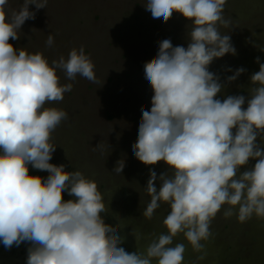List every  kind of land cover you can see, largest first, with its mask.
I'll return each instance as SVG.
<instances>
[{"label":"clouds","instance_id":"1","mask_svg":"<svg viewBox=\"0 0 264 264\" xmlns=\"http://www.w3.org/2000/svg\"><path fill=\"white\" fill-rule=\"evenodd\" d=\"M226 3L147 0L144 6L153 19L167 23L178 12L192 27L186 46L162 39L157 55L144 64L153 95L150 108H141L132 151L146 166L162 161L167 168L159 175L149 169L151 200L143 215L151 219L162 202L170 211L163 220L167 231L145 249L130 251L122 246L117 226L101 215L107 208L97 183L79 170L50 163L57 147L52 133L68 113L45 105L62 101L73 88L60 84L57 70L71 81L80 75L97 82L93 62L83 46L51 65L42 53L15 48L10 39L20 38L24 23L34 20L48 0H23L18 9L0 0V244L11 249L28 243L26 264H183L185 244L173 247L174 238L182 233L201 249L222 205L232 206L225 215L235 209L239 222L253 214L264 218V63L256 58L259 71L250 77L247 98H217L224 84L209 70L214 59L237 54L231 36L218 28V22L230 24L223 17ZM53 44L49 34L46 45ZM245 71L237 68L227 82ZM250 160L254 166L240 172ZM29 165L48 176L30 175ZM123 167L124 162L114 170ZM65 192L74 199L64 200Z\"/></svg>","mask_w":264,"mask_h":264},{"label":"rangeland","instance_id":"2","mask_svg":"<svg viewBox=\"0 0 264 264\" xmlns=\"http://www.w3.org/2000/svg\"><path fill=\"white\" fill-rule=\"evenodd\" d=\"M9 2L18 9L23 0ZM146 3L147 0H48L47 7L39 11L34 5L29 6L36 11L35 19L24 23L18 40L9 41L28 53H42L50 65L60 56L67 59L73 48L79 50L81 46L93 62L97 82L80 75L71 81L57 70L60 84L71 83L73 88L64 93L62 101L45 105L68 113V119L52 133L51 143L57 147L50 163L63 164L66 171L79 170L97 183L107 208L101 215L105 223L117 226L124 238L122 246L130 251L145 249L152 239L166 232L163 220L170 211L169 205L162 202L151 219L143 215L151 200L146 192L149 169L159 175L167 168L162 161L146 166L132 151L141 108H150L153 95L144 76V64L157 55L162 39L171 38L174 46H186L192 27L191 21L178 12H173L167 23L163 18L153 19L145 10ZM223 17L230 24L224 27L218 22V28L231 36L237 54L214 59L209 66L224 84L217 98H247L253 86L250 77L259 71L256 58L264 63V0H227ZM49 34L54 37L51 47L46 45ZM240 67L246 71L235 81L227 82L226 78ZM123 162L122 172L114 170ZM255 162L250 160L240 172ZM29 174L48 176L46 171L31 165ZM63 199L74 197L65 192ZM230 207L222 205L211 220V235L200 242L201 249H194L182 233L177 234L172 246L185 244L183 264H264V218L253 214L239 222L235 209L231 216L225 215ZM29 246L22 243L6 249L0 244V264H26Z\"/></svg>","mask_w":264,"mask_h":264}]
</instances>
